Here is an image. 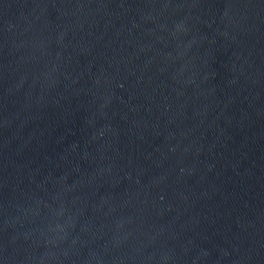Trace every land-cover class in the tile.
<instances>
[{"label":"water","instance_id":"obj_1","mask_svg":"<svg viewBox=\"0 0 264 264\" xmlns=\"http://www.w3.org/2000/svg\"><path fill=\"white\" fill-rule=\"evenodd\" d=\"M0 264H264V0H0Z\"/></svg>","mask_w":264,"mask_h":264}]
</instances>
